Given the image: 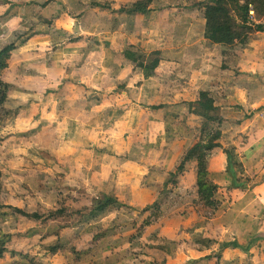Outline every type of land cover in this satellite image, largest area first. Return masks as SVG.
Instances as JSON below:
<instances>
[{"label":"crops","instance_id":"obj_1","mask_svg":"<svg viewBox=\"0 0 264 264\" xmlns=\"http://www.w3.org/2000/svg\"><path fill=\"white\" fill-rule=\"evenodd\" d=\"M41 1L43 0H33L35 3ZM171 1L153 0L150 11L144 16L152 15L153 18L161 16L168 23V18L162 15L167 14L168 7H170L168 2ZM173 1H176L175 6L183 5L188 10L197 11L194 8H188L190 4L188 6L187 1L189 0ZM17 3V0L11 1L14 6H17ZM57 3L54 4V8L59 7ZM46 8L47 13L48 8ZM40 13L44 14L42 18L53 20L51 28L47 29L38 24L41 30H32V34L26 38L28 41L20 45H18V36L26 32L10 37L12 39L10 43L16 42L18 46L5 75L8 78L11 101L8 106L16 116L11 115L6 118L0 123V128L10 127L13 131H17L21 129L19 125L23 124L21 130L30 128L36 134L33 137L35 141L50 143L47 138L50 136L51 143L54 145L61 144L59 140L54 143L52 128L56 123L71 124L73 130L78 127L80 141H94V134H103L100 138L102 143L99 149L92 147L93 150L86 155L79 153L81 157H84L81 161L83 166L73 167L72 164H61L60 166L66 171L63 183L66 181V175L67 182L75 180L81 184L91 169L95 174L100 173L103 177L97 182L93 179L95 181L92 183L94 190L96 193L105 192L112 196L110 189L115 185L122 186V182L115 181V178L122 176L115 177L119 173V168L140 174L145 181L152 170L167 173L164 170L167 159L163 161L159 159L162 147L170 145L168 144V132H166L167 120L175 117L177 126H182L185 117L186 121L197 123L196 115L189 114L187 111L188 106L197 100L200 92H209L220 109L223 122L212 126L221 132V137L218 140L219 146L210 153L207 167L211 175L217 176L216 183L220 186V194L223 195L225 204L216 214L215 220L214 218L201 220L191 214L190 207L181 215H175L174 219L161 217L159 222L162 225V235L168 241L173 242L184 237L185 234L188 235V230L193 228V224H199L204 232L200 229L197 233L202 234L204 240L230 244L223 253V264H264V121L258 117L260 109L264 108V33H257L246 46L235 48L231 58L222 68L223 58L219 47L202 38V29L198 22L196 27L200 31L198 30L199 32L193 38L189 34L190 23L178 29V39L173 37L174 33H167L160 27H155L153 32L157 35V42L154 43L147 41L151 37L150 34H140L136 28L133 34L137 37L141 36V41L145 40L141 49L149 54L147 59L158 61L151 76L145 78L141 66L135 67L133 63L122 64L120 58L110 51V48H115L117 37H120L118 35L122 33L117 34L116 30L111 35L109 34L110 36L103 37L105 26L99 19L95 24L84 29H80L79 23L75 22L74 25L79 28V33L69 31L70 38L93 37L94 40H90L92 47L83 40L77 44H70L67 41L66 46L62 47L60 56L55 59L47 58L45 53L48 47L55 41H59L58 37L62 35L59 25L62 22L65 26L71 25L73 20L80 17L73 18L63 15L56 20L52 14H47V17L45 12ZM8 21L13 25L16 22V16H10ZM58 21L61 22L57 23ZM261 22L264 23V17ZM0 27V39L2 36L8 37L12 28H9L10 26L5 22ZM10 43H4L3 47ZM87 51L94 53L95 61L92 64H88L83 58L88 53ZM154 53H158L157 57L152 55ZM99 54L101 57H96ZM147 64L144 62L143 66L150 65ZM24 65H27L26 70L23 68ZM64 65L68 69L62 68ZM114 94H117L116 100H108ZM108 102H110L109 105L105 107ZM99 118L101 121H98ZM155 118H159V121L153 120L152 122ZM63 120L67 123L62 122ZM128 124L131 127H128ZM89 125L95 127V132L87 130ZM136 125H140L141 128L135 140L131 141L134 148L138 145L137 138L144 136L143 133L146 130H150L154 125L160 127V138L157 140L159 149L156 151L158 154L154 162L156 166L143 167L142 163L138 162L140 165H137V168L127 169L125 167L130 164L127 156H119L108 148V145L120 136L127 141L131 128ZM184 129L186 131V127ZM59 130L61 129L56 128L54 133ZM161 130H164V133ZM196 132L197 130L193 131L182 140L175 137L177 143H180V148L185 150L182 153H186L190 148L189 137ZM157 133L155 130V134ZM41 136H46V138L40 141L38 138ZM147 138L148 145H150L155 142L157 135L149 134ZM26 144V140H24L25 147L23 148L19 143L16 144L15 149H12L13 152L15 151L14 155L30 157L32 147ZM226 148H234V155L238 162L243 160L244 154H247L250 160H257L252 165L256 170L253 169L254 172L248 174L252 181L244 190L228 189L230 187L223 176L227 170ZM169 149L173 150L169 146L165 149L166 154H169ZM190 165V171L181 179L180 187L174 193H192L194 202V165ZM184 180L187 182L185 185H183ZM134 191V194L142 192L139 188ZM165 208L166 205L161 209ZM111 217L107 219L113 220L114 216L113 219ZM107 219L102 221L104 229L118 227V225L107 223ZM125 223H128L127 220L121 221V225ZM216 227L222 230V236L219 239L212 237V232L217 229ZM119 228L121 230V226ZM154 232H157L155 225L148 228V234L151 235ZM128 233L131 231L121 232L111 237L113 241H116ZM172 233L175 234L174 237L171 236ZM121 245L114 244L113 247L120 248ZM216 248L217 245H214L212 249L203 250L198 253L199 257L209 255ZM10 261V259H2L0 262L9 263Z\"/></svg>","mask_w":264,"mask_h":264},{"label":"rangeland","instance_id":"obj_2","mask_svg":"<svg viewBox=\"0 0 264 264\" xmlns=\"http://www.w3.org/2000/svg\"><path fill=\"white\" fill-rule=\"evenodd\" d=\"M11 1L0 0V16L5 14L0 17V25L5 22L10 26L9 28H12L8 37H1L0 48L3 47L4 43L12 42L10 37H15V35L20 34V32H26V34L22 33L18 36V45L26 42V38L32 34V30H41V26L38 24H40V18H42L41 16L44 14L40 12H45V16H47V14H52L56 20L60 19L63 15L73 18L80 17L73 20L71 25L65 26L64 22L59 25L62 29L61 37H58L59 41H55V43L51 44L48 47V51L45 53V56L51 59L60 56L62 47L66 46L67 41L70 39L69 36L71 34L69 31L79 33V28L84 29L87 26L93 25L98 19L101 20L105 26L103 28V37L110 36L111 33L116 30L117 34L120 32L122 33V35H118L120 37H117V41L114 44L115 50L120 53L128 46H134L133 50L136 52L135 55L138 60H140L136 66L143 65V62L148 64L152 63L151 60L147 59L149 54L145 52L146 50L144 51L141 49L142 43L145 40L143 39V41H141V36L137 37L133 34V30L136 28H138L137 32H140V34H150L151 37L147 41L151 43L157 42V35L153 32L156 29L155 27H160L167 33H174L173 37H175V39H178V29H181L183 25H188L189 23L191 24L189 28L190 37L193 38L194 35L200 31L199 28L196 27L199 17L198 12L193 9L188 10L186 9L187 7L183 5L175 6L176 1L173 0L168 2L170 3V7H168L169 10L167 14H163L165 12L162 13V16L168 18V23L166 20H163L161 16H156V18H153L152 15H134L128 17L125 14L116 12L119 7L129 8L135 0H59L57 3L59 7L54 8V4H56V1H54L47 7V13L45 9L39 8L38 4L40 3L35 5L33 0H17V2H20L17 6L12 5ZM44 1L46 0H43V2ZM96 3H106L108 9L93 6V4ZM187 3L188 6L190 4L188 8H193L192 6L195 0H189ZM9 13L15 14L7 15ZM10 16H16V22L13 23V25L9 24L8 19ZM60 22L61 21H58L57 23ZM75 22L79 23V28L74 25ZM109 22L113 28L112 31L107 29L109 27ZM91 39L94 40L93 37H91ZM13 43L16 44V42ZM110 51L112 52V50ZM157 54L158 53H154L152 55L157 57ZM152 55L150 54V56L154 58ZM96 57L101 56L99 54ZM83 58L88 64H92L95 61V56L92 51L86 53ZM92 59L93 62H91ZM120 60L122 64L133 63L124 57L120 58ZM23 68L26 70L27 65H24ZM62 68L68 69L65 65L64 67L62 66ZM134 70L133 68V71ZM9 81L12 83L10 78ZM111 82L112 84L115 83L114 80ZM116 97L117 94H114L108 100L115 101ZM109 103L110 102L106 103L105 107L109 105ZM173 112L175 113V111ZM153 120L159 121V118L152 119V122ZM56 121L60 122L58 120ZM98 121H101L100 118ZM200 121V119H198L197 123L194 121H186L185 117L182 126H177L175 117L174 120L170 118L166 122V132H168L170 136H176L182 140L193 131L197 130L196 134L189 137L191 146L194 144L195 139L201 138L199 132L201 129ZM62 122L66 121L63 120ZM117 125L120 126L121 124ZM54 126L55 127L52 128L54 143H57L59 140L61 144H52L51 137L48 136L47 138L50 140L48 146H45L43 151L35 150V152L31 153L30 157L16 156L14 155L15 151L13 152L12 150L15 149V145L18 143L22 148L25 147L24 140L28 139V136H26L27 134L31 133L32 136H36L30 128L21 130L23 124L19 125L21 129L17 131H13L10 127L7 129H3V127L0 128V241L7 242L9 239H13L14 236H16V234H14L15 232H22L23 235L20 233L18 237L10 240L8 244H10L13 250L17 251H22L26 247L28 253L31 256L34 255L36 260L42 264H148L153 259L165 255H167V260L169 262L173 264H183L181 262L186 260V258L195 260L199 257L198 243H196V241L189 244L186 242L185 245H182V241H180L178 245L170 246L165 253L160 248L165 247L164 242L167 240L162 238L161 232L157 230L156 233L152 234L154 237L151 240H149L150 235H147V237L143 236L148 229L144 230L145 226H138L137 220H134L137 218L139 220V217H146L150 213H143L142 210L145 207H149L150 203L156 200L157 193L154 192V190H156L158 186L153 185L151 189L150 187H144L146 181L140 174L122 168H119V173L115 175V177L117 175H122L115 178L116 182H122V186L115 185L111 188L110 184H108V187L111 188V197L116 198L126 206L132 207H126L125 210L119 212L121 220H127L128 223L120 225L121 230L119 227L104 229L103 225L102 227L98 225L101 224L103 218L107 217L109 214L92 212V209L96 207L105 196L102 195V192L96 193L92 183L95 181L97 182V180L103 176L100 173H93V170L90 168L91 171L88 172V175L83 179L81 184L75 180L67 182V175L66 181L63 183L65 178L64 172L66 171L64 167L60 165L72 164L73 167L75 165L83 166L81 161H83L84 157H81L79 153L82 152L86 155L93 150L92 147L99 149L102 143L100 138H102L103 134H94V141H80L78 139V127L73 130L71 124L65 123H56ZM128 127H131V125L128 124ZM184 127H186V131ZM56 128L61 130L54 133ZM140 128V125L132 127L127 141L120 136L108 145L110 151L117 153L119 156H127L128 163H130L125 167L127 169L131 167L137 168V165H140L138 162H141L143 167L156 166L154 162L156 154H158L156 151L159 149L157 140L160 138V127L154 125L150 130H146L143 133L144 136L142 135V137L137 138L138 145L137 148H134L133 145H131V141L135 140ZM87 130H93L95 132V127L89 125ZM155 130H157V134H155ZM161 132L164 133V130H161ZM148 133L151 136L157 135L155 142L150 145H148V138L146 139V136L149 137ZM45 138L46 136H41L38 140L42 141ZM26 145L33 147L29 142H27ZM169 146H171L173 150L169 149V154H166L165 148L162 147L161 155L159 156L160 161L167 159L166 166L164 167V170L167 172L172 171L173 168L179 164L181 155L184 154L182 152L185 151L183 148H180V143L173 142L167 145L166 148ZM171 155L173 157H171ZM191 171L193 170L191 169ZM55 176H57V180H53ZM185 183L187 184L184 180L183 185H185ZM137 188L142 192L134 194V190ZM193 189H195L194 186ZM192 197L193 194L187 192L172 193L166 196L161 200V204H159L160 212L159 214L157 213L158 216L152 218H157L152 222V225H155V227L159 229L161 225L159 220L161 221V217L174 219L177 213H182L189 206L191 207V205H194ZM164 205H166V208L162 210L161 208ZM59 209L63 211L55 216L54 219L48 221L44 220L52 211ZM17 210L21 211V213H17ZM33 212L40 216L43 215L42 217L44 219H32L24 216V213L32 214ZM111 219H113V216ZM215 219L214 217V220ZM216 228L217 229L212 232V237H217L219 239V237L222 236V230L218 227ZM131 230H133L132 233L124 235L122 239L118 238L116 241L112 240L113 237L111 236H117L121 232L127 233ZM131 234L133 235L130 236ZM51 236L53 237L51 238ZM171 236L174 237L175 234L172 233ZM131 237L132 240H127V238L130 239ZM184 238L185 237H180L178 239L183 240ZM202 240L204 239L202 238ZM174 242L176 244L177 240ZM114 244H122V247H116L113 250ZM49 248H55L56 252L50 253L48 250ZM170 254L172 255L170 256ZM18 262H22V260L18 259ZM0 264L7 263L0 262Z\"/></svg>","mask_w":264,"mask_h":264},{"label":"trees","instance_id":"obj_3","mask_svg":"<svg viewBox=\"0 0 264 264\" xmlns=\"http://www.w3.org/2000/svg\"><path fill=\"white\" fill-rule=\"evenodd\" d=\"M54 1L59 2V0H46L41 2H34L41 9H45ZM18 2L16 5H18ZM153 3V0H138L135 1L128 9L125 7L117 8L116 12L119 14H125L126 16H134V15H146L150 11V7ZM26 5V4H24ZM23 5V6H24ZM98 8L108 9L106 3L104 4H93ZM198 11V24L201 30V36L204 40L208 41L212 45H216L219 47L221 56L223 58L224 68L225 63L231 58L233 51L237 47H244L248 44L249 40H251L257 33H264V23L261 20L264 17V0H197L192 6ZM40 24L47 29L51 28L53 25L52 19L40 18ZM112 31L113 28L110 25L107 28ZM81 40L89 43V46L92 47L90 42V36H80L76 38H70L68 43L77 44ZM28 41V40H26ZM132 45L128 46L122 52H118L115 48H110L112 50L114 56L122 58L133 62L136 67V64L140 61L135 55V51L133 50ZM16 49L15 43H10L5 45L0 49V122L4 121L6 118L11 115L16 116L12 110L9 109L8 103L11 102L9 99V83L8 78L5 75V71L8 69L13 53ZM144 63V62H143ZM158 65V61L154 60L148 66H141L143 72L145 73V78H149L152 74V71L156 69ZM6 77V78H5ZM152 109H156L152 107ZM264 111V108L260 109V112ZM189 114L196 115L197 119H200L201 129L200 137L194 140V144L190 146V148L181 156V160L179 164H177L172 171L163 173L160 171H151L146 177V183L144 187H152L153 185H157L156 190L154 192L157 193V198L153 203H150L149 207H145L142 212H150L146 217H139L137 220L138 226L143 225L144 230L152 227V222L156 219H152L157 217V213L159 214L160 208L159 204H161V200H163L166 196L174 193L178 187H180V181L185 176V174L190 171V164L194 165V194L195 200L194 205H191V214L199 217L201 220L212 219L216 216L218 211L224 206L225 200L223 199V195L220 194V186L216 183V175H211L208 171L207 163L210 156L211 151L218 147V140L221 137V132L218 129H214L212 126L214 124H220L223 122L220 116V109L216 106L214 98L209 92H200L198 94L197 100L192 104L190 103L188 106ZM258 113V117L259 114ZM260 118V117H259ZM174 120V118L172 117ZM261 119V118H260ZM263 120V119H261ZM264 121V120H263ZM34 133V132H33ZM28 139H25L29 142L33 147L31 148V152H35V150L43 151L45 146H48V143H41L35 141L31 133L27 134ZM168 144L173 142L177 143L175 140L176 136H170L167 133ZM166 149V147H165ZM254 151V150H253ZM225 153L227 155V170L223 175L226 179V183L230 188L234 190H244L251 183L252 179L248 176L250 172H254L256 170L255 166H252L257 160L256 159H248L247 154H244L243 160L241 162L237 161V157L234 155V148L225 149ZM25 155L24 157H26ZM264 163V161H263ZM254 169V171H253ZM59 177V176H58ZM53 180H57V176L53 178ZM157 183V184H156ZM162 186V187H161ZM50 187V186H49ZM105 195L102 201L92 209L94 213L101 214H109L107 217L103 218L106 220L108 217L114 216V219L106 221L110 225H121V216L119 212L126 209V205L119 202L116 198L111 197L107 193H103ZM128 208V207H127ZM17 213H21V211L17 210ZM63 210L52 211L48 217L45 219L42 217L43 215H38L35 212L32 214L24 213L25 217L32 219H44L46 221L52 220L55 216L59 215ZM112 214V215H111ZM182 213H177L176 215H181ZM151 219V220H150ZM150 220V221H148ZM128 222V221H127ZM197 223V222H196ZM161 224V223H160ZM102 227V222L101 224ZM211 226V224H210ZM100 227V228H101ZM193 228H190L188 231V235H184V239H177V243L168 241L165 239V236L162 235L165 241V247L160 248L165 253L168 251L167 249L170 246H176L180 241H182V245L193 243L196 241L198 243V252H202L203 250H209L217 245V248L213 250L209 255L204 257H198L195 260H186L182 261L183 264H223V253L225 249L230 244H222L217 243L215 241L206 239L202 240V234L197 233L198 230L204 229L199 224H193ZM162 225L157 229L162 233ZM133 230H131L132 233ZM148 232V230H147ZM147 232L144 233V237H147ZM156 233V232H154ZM152 233V234H154ZM16 236L13 239L20 235V232H15ZM151 234V235H152ZM10 235V234H9ZM13 235V234H12ZM21 235H23L21 233ZM131 234L130 236H132ZM149 237V240L153 239L154 235ZM53 236H51L52 238ZM10 238V237H9ZM50 238V237H49ZM9 239L7 242L0 241V261L2 259H10L11 261L7 264H42L36 260L34 255H30L28 253L27 248L22 251L13 250L10 247ZM48 239V238H42ZM127 240H132L127 238ZM128 245V244H127ZM122 247V245H121ZM120 247V248H121ZM114 250V247L112 248ZM50 253H55V248L48 249ZM172 254H170L171 256ZM18 259L22 260V262H18ZM148 264H173L167 260V255L158 257L153 259Z\"/></svg>","mask_w":264,"mask_h":264},{"label":"built area","instance_id":"obj_4","mask_svg":"<svg viewBox=\"0 0 264 264\" xmlns=\"http://www.w3.org/2000/svg\"><path fill=\"white\" fill-rule=\"evenodd\" d=\"M259 117L264 120V111H261Z\"/></svg>","mask_w":264,"mask_h":264}]
</instances>
